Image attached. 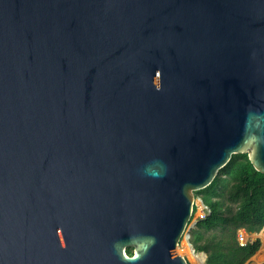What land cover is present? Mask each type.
<instances>
[{
  "label": "water",
  "instance_id": "1",
  "mask_svg": "<svg viewBox=\"0 0 264 264\" xmlns=\"http://www.w3.org/2000/svg\"><path fill=\"white\" fill-rule=\"evenodd\" d=\"M238 153L264 173V0H0V264H190Z\"/></svg>",
  "mask_w": 264,
  "mask_h": 264
},
{
  "label": "trees",
  "instance_id": "2",
  "mask_svg": "<svg viewBox=\"0 0 264 264\" xmlns=\"http://www.w3.org/2000/svg\"><path fill=\"white\" fill-rule=\"evenodd\" d=\"M196 195L211 210L191 229L196 251L207 252L206 264H246L262 241L257 238L241 246L237 231L241 227L249 233L264 229V173L254 167L248 153L234 154L214 181ZM127 251L133 253V247Z\"/></svg>",
  "mask_w": 264,
  "mask_h": 264
},
{
  "label": "built area",
  "instance_id": "3",
  "mask_svg": "<svg viewBox=\"0 0 264 264\" xmlns=\"http://www.w3.org/2000/svg\"><path fill=\"white\" fill-rule=\"evenodd\" d=\"M210 207L204 202L202 197H197L195 206H194V212L191 219V225L190 228L187 230V235L183 237V239L180 242V245L178 246V250L188 253L192 249L191 245V229L196 227L197 223L206 218L207 215L210 213ZM260 232H264V229ZM259 232L255 233H249L245 228L241 227L237 231V239L241 246H245L248 244V242L253 241L259 237ZM193 250V249H192ZM194 252V251H193ZM196 253V252H194Z\"/></svg>",
  "mask_w": 264,
  "mask_h": 264
},
{
  "label": "rangeland",
  "instance_id": "4",
  "mask_svg": "<svg viewBox=\"0 0 264 264\" xmlns=\"http://www.w3.org/2000/svg\"><path fill=\"white\" fill-rule=\"evenodd\" d=\"M198 198L201 197L200 195L197 196ZM259 237L262 241V245H261V248L259 249V251L254 255L252 256L246 264H264V232H259ZM178 253L180 254H184L188 260L191 262V264H200L196 261L195 257L192 256V254L190 252L188 253H185V252H182L180 250H178ZM201 252H197V255L200 254ZM194 254V253H193ZM203 264H206V261L203 263Z\"/></svg>",
  "mask_w": 264,
  "mask_h": 264
},
{
  "label": "bare ground",
  "instance_id": "5",
  "mask_svg": "<svg viewBox=\"0 0 264 264\" xmlns=\"http://www.w3.org/2000/svg\"><path fill=\"white\" fill-rule=\"evenodd\" d=\"M190 253L192 254L193 257H195V259L198 263H200V264L204 263L205 255L203 253H200L197 255V253H194L192 249L190 250Z\"/></svg>",
  "mask_w": 264,
  "mask_h": 264
}]
</instances>
